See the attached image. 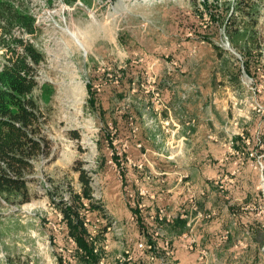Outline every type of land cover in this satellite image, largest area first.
I'll return each instance as SVG.
<instances>
[{"label":"rangeland","instance_id":"obj_1","mask_svg":"<svg viewBox=\"0 0 264 264\" xmlns=\"http://www.w3.org/2000/svg\"><path fill=\"white\" fill-rule=\"evenodd\" d=\"M8 1L34 19V34L23 36L42 56L32 97L50 153L36 159L27 176L28 201L0 199V264L83 263L57 206L80 191L78 166L90 176L103 211L84 210L90 231L113 221L97 264L143 263L139 242L156 246L146 249L147 260L158 263L163 237L153 231L168 224L157 218L154 198L140 193L162 189L155 163L180 167L190 184L204 183L192 165L213 153L228 169L241 165L249 183L258 184L249 190L264 198V0H256L252 47H233L220 24L232 0ZM248 57L251 73L242 63ZM3 60L0 50V67ZM90 83L104 97L103 117L87 102ZM122 84L130 89L121 90ZM207 131L217 138L199 137Z\"/></svg>","mask_w":264,"mask_h":264},{"label":"trees","instance_id":"obj_2","mask_svg":"<svg viewBox=\"0 0 264 264\" xmlns=\"http://www.w3.org/2000/svg\"><path fill=\"white\" fill-rule=\"evenodd\" d=\"M230 4V14L220 21L224 32L233 47L240 46L241 43L244 47H252L251 43L256 37L254 26L259 13L258 1L232 0ZM16 31H21V33L16 34ZM34 32V19L30 14L18 10L8 0H0V50L4 57L0 67V199L6 203L17 205L30 199L27 176L33 171L35 160L42 156H48L50 153V141L44 132L43 122L38 111L39 107L32 97V92L37 85L36 65L42 60V56L34 44L23 36L24 34L33 35ZM202 38L210 42L217 52L222 51L221 47L210 41L209 36L204 35ZM255 56L257 58L253 59V63L259 60V54L256 53ZM249 60L248 57L242 62L247 73H251ZM237 70L240 68L237 67ZM127 72L133 74L132 70ZM121 87L123 91L130 89V86L125 84H122ZM88 95V104L95 107L103 117L106 110L105 104L102 103L103 95H100L91 83L88 86ZM123 116L127 117L126 114ZM128 124L132 128L133 119H130ZM116 126L119 130V122L116 123ZM235 166H238L237 162L233 165L234 168ZM77 169L81 185L80 191H71L70 203L60 199L57 206L61 212L67 237L71 238L74 253L78 254L79 260L83 262L81 264H97L101 259V251L103 252L104 231L106 227L111 226L112 222L103 226L95 234L90 231L85 221L84 210L103 211L100 203L95 201L92 195L90 176L80 166ZM255 182L256 188H258L257 181L255 180ZM229 196L232 199V194ZM249 200L252 203H264L260 190L256 189L253 193L248 190L243 201L240 203L234 201L230 206L238 218H241L244 213L240 207L247 204ZM167 224L172 231L181 233L184 231L185 221L182 219H173ZM244 224L245 228H260L259 231L262 236L264 235V229L262 230L264 215L260 222L257 221V224L248 218ZM226 241L230 242L229 235ZM171 244L169 249L172 260L173 246ZM96 247L99 249L98 252L96 251L97 253L93 252ZM146 249L143 248L141 252L145 257L143 263L135 262L134 264L148 263L149 250Z\"/></svg>","mask_w":264,"mask_h":264},{"label":"crops","instance_id":"obj_3","mask_svg":"<svg viewBox=\"0 0 264 264\" xmlns=\"http://www.w3.org/2000/svg\"><path fill=\"white\" fill-rule=\"evenodd\" d=\"M200 135L199 137L217 138L215 133L208 131ZM205 154L209 157L208 160H197L192 165L193 172L203 175L204 178L206 176L207 180H204V183L198 181L190 184L185 179H180L187 176V174H180L183 173L180 167L163 164L164 162L159 163V165L155 163L152 168H156L153 170H158L157 173L162 174L160 180L164 183L160 184L162 189L157 192L152 191L151 188H146L148 191L146 197L154 198V202L158 207H166L168 210L175 211L180 206L189 208V199L192 194H195V200L201 212H214L211 218H197L194 221L197 243L209 250L208 257L212 259L218 257L216 264H262L261 256L264 253L262 249L263 236L259 231L260 228H245L244 221L248 218L251 222L257 224L264 212L259 213L255 209H251L249 207L253 204L251 200L240 207L244 212L241 218H238L230 208L234 201L239 203L243 201L246 198L247 191L250 188H256V182L251 181L252 183H249L246 180L245 169L241 165L235 166L234 169H228L222 163L223 157H218L219 161L214 162L213 159L216 158L214 157L216 155H212L213 153L209 155L208 152H205ZM172 173H178L179 176L176 179H171ZM225 176L230 177L225 179ZM201 192H204V194L201 195ZM249 192L253 193L251 190ZM228 193L232 194V199ZM226 230L229 232L230 242L220 239L221 234ZM164 232L173 246V264H199L196 251L188 250L184 246L187 239L181 237V232L172 231L169 225L164 228ZM159 245L162 246L163 241ZM211 261L208 263L210 264Z\"/></svg>","mask_w":264,"mask_h":264},{"label":"built area","instance_id":"obj_4","mask_svg":"<svg viewBox=\"0 0 264 264\" xmlns=\"http://www.w3.org/2000/svg\"><path fill=\"white\" fill-rule=\"evenodd\" d=\"M139 167L142 166V164L138 165ZM155 174H158L155 172ZM230 177V176H229ZM229 177L225 176V179H228ZM182 180V177L180 178ZM186 185H188V183H186ZM140 193L146 194V196L148 195V191L145 189H141ZM201 194L203 195L204 192H201ZM196 196L195 194H192V197L189 199L190 201V205L189 208L180 206L177 208V210L175 211H171L168 210L166 207H159L158 211L156 213L157 218L161 219L162 221H164L163 223H169L170 221H172L173 219H185L186 220V225H187V230L183 231L181 237L187 239L184 246L191 251H196L197 253V260L200 264H209L207 261L208 255H209V250L204 248V247H200L198 246L197 243V237L196 234L194 232V228H195V220L197 218H211L214 214V212H201L197 210V201L195 200ZM252 206L255 207V210L258 211L259 213H263L264 212V205H262L261 203H253ZM193 211H196L195 214H192ZM154 216L151 215V217ZM111 226H113V221ZM110 227V226H109ZM162 230H159V228L155 231H153V234L156 235H161L163 237V245L160 246L158 245V249L162 250V254L160 253L159 257V261L157 264H173L172 260L170 258V239L166 237V235L164 234V228L161 227ZM229 232L226 230L223 234H221L220 239L221 240H226L228 238ZM137 246L140 248H147V249H156V246L152 245L151 243H145L143 244L142 242L137 243ZM264 248V247H263ZM153 260V257H152ZM148 264H154V263H150V261L148 262Z\"/></svg>","mask_w":264,"mask_h":264}]
</instances>
